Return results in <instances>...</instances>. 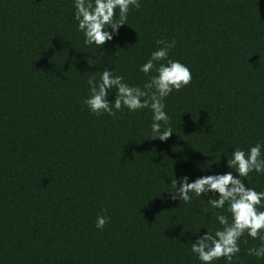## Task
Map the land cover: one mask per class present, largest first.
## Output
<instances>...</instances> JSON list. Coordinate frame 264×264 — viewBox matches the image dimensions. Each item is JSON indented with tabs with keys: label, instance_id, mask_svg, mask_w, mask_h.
Returning <instances> with one entry per match:
<instances>
[{
	"label": "trees",
	"instance_id": "16d2710c",
	"mask_svg": "<svg viewBox=\"0 0 264 264\" xmlns=\"http://www.w3.org/2000/svg\"><path fill=\"white\" fill-rule=\"evenodd\" d=\"M139 3L97 48L74 0H0V264H202L192 243L222 228L216 215L231 221L227 204L205 212L213 193L168 192L175 178L238 175L231 152L264 145V0ZM158 40L192 73L164 100L167 141L152 139L148 108L97 116L83 103L105 69L143 88ZM241 179L264 191V174ZM239 244L232 264H264L247 252L259 239Z\"/></svg>",
	"mask_w": 264,
	"mask_h": 264
},
{
	"label": "clouds",
	"instance_id": "9594fccd",
	"mask_svg": "<svg viewBox=\"0 0 264 264\" xmlns=\"http://www.w3.org/2000/svg\"><path fill=\"white\" fill-rule=\"evenodd\" d=\"M139 7V0H74V18L78 22V31L84 34V44H94L97 48H102L113 40L114 35H118L122 25L127 24L129 10ZM109 28L111 32L108 31ZM175 43V40L157 41L162 47L152 52L150 59L140 67L145 75L153 71L156 73L143 88L130 86L124 82L123 76L114 75L113 70L105 69L99 81L94 76L88 78L90 95L83 103L97 116L107 113L114 117L123 108L131 112L148 108L153 113L152 139L167 141L173 130L170 126L162 130V123L169 125L170 122V117L164 110V100L174 90L178 92L192 81L191 70L186 65L169 59V50ZM159 61L166 63H159L157 66L156 62ZM110 90H114L116 94L113 101L108 100ZM262 147L264 145L257 143L247 152L239 148L231 152L232 158H228L227 167L235 169L238 175L229 171L224 174L205 175L191 183L187 176L179 181L176 178L171 180L174 191L168 193L172 200L190 203L193 198L190 193L197 197L213 193V197L206 201L209 207L205 212L223 209L227 204V211L231 214V221L226 215H216L222 228L215 232L207 231L192 243L191 252L202 264H213L219 259H225L226 264H232L234 257L240 252V238L245 234L261 241L259 247L247 250L248 255L264 258V211L260 210L264 207V191L258 192L254 188L246 187L241 179L252 172L264 174ZM107 223L108 217L97 216L98 229H104Z\"/></svg>",
	"mask_w": 264,
	"mask_h": 264
}]
</instances>
